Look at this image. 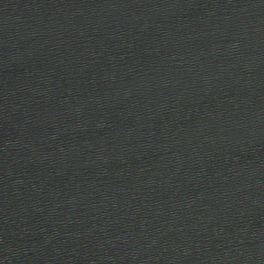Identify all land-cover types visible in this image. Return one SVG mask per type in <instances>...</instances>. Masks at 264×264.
<instances>
[{"label":"water","instance_id":"water-1","mask_svg":"<svg viewBox=\"0 0 264 264\" xmlns=\"http://www.w3.org/2000/svg\"><path fill=\"white\" fill-rule=\"evenodd\" d=\"M0 264H264V0H0Z\"/></svg>","mask_w":264,"mask_h":264}]
</instances>
